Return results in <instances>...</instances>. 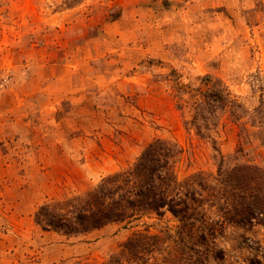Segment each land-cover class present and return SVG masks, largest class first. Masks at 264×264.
Masks as SVG:
<instances>
[{
  "label": "rangeland",
  "instance_id": "374dc122",
  "mask_svg": "<svg viewBox=\"0 0 264 264\" xmlns=\"http://www.w3.org/2000/svg\"><path fill=\"white\" fill-rule=\"evenodd\" d=\"M218 90L229 104L207 106ZM155 139L180 147V180L264 166V0H0V264H106L133 233L175 230L169 214L82 236L33 220ZM216 245L208 264H264L260 227Z\"/></svg>",
  "mask_w": 264,
  "mask_h": 264
},
{
  "label": "trees",
  "instance_id": "16d2710c",
  "mask_svg": "<svg viewBox=\"0 0 264 264\" xmlns=\"http://www.w3.org/2000/svg\"><path fill=\"white\" fill-rule=\"evenodd\" d=\"M224 91V90H223ZM221 91H205L211 107L229 104ZM182 151L173 141L155 139L127 168L107 175L81 195L52 199L34 212L43 231L82 236L111 223L169 214L176 229L133 233L106 264H208L223 260L216 245L228 226L264 232V166L236 164L215 174L177 175Z\"/></svg>",
  "mask_w": 264,
  "mask_h": 264
}]
</instances>
